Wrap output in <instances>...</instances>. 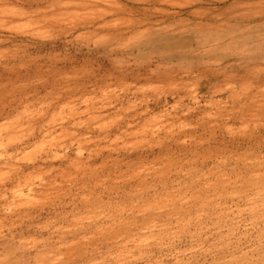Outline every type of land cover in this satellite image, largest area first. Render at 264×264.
Instances as JSON below:
<instances>
[{
	"label": "rangeland",
	"instance_id": "1",
	"mask_svg": "<svg viewBox=\"0 0 264 264\" xmlns=\"http://www.w3.org/2000/svg\"><path fill=\"white\" fill-rule=\"evenodd\" d=\"M32 5L0 0V264H264V0Z\"/></svg>",
	"mask_w": 264,
	"mask_h": 264
},
{
	"label": "bare ground",
	"instance_id": "2",
	"mask_svg": "<svg viewBox=\"0 0 264 264\" xmlns=\"http://www.w3.org/2000/svg\"><path fill=\"white\" fill-rule=\"evenodd\" d=\"M33 1H35V0H28V2H29V4H30V6L32 5V3H33ZM57 1V0H56ZM59 1V0H58ZM50 2H52V1H50ZM32 7H33V5H32ZM120 13V12H119ZM171 13V12H170ZM136 21V20H135ZM97 27V26H96ZM185 48H183V47H181V50H179V51H183ZM207 66H209V65H207ZM124 68V67H123ZM116 73H118V75L116 74ZM144 72H143V70H141V68L139 67L138 69H137V71H134V70H128V69H121V70H118V72H116V70H113V71H109V74L108 75H110V76H114L116 79H118L119 77H123V78H125V79H131V83H136V82H138V80H141L142 78H145V76H144V74H143ZM188 76H189V74H187ZM102 80L104 79V78H101ZM178 81V80H177ZM96 83H98V79L96 80V82H95V84ZM86 85V87H88V83H86L85 84ZM214 88V87H213ZM219 88V87H218ZM173 90V92L172 93H174V94H176V93H179L180 92V90H181V88L180 87H177V88H172ZM217 89V88H216ZM209 90V89H208ZM213 90V89H212ZM211 90V91H212ZM89 93V92H88ZM238 94V93H237ZM130 95V94H129ZM180 95V94H179ZM209 95V94H208ZM235 96V95H234ZM88 98V97H87ZM158 98V97H157ZM91 99V98H90ZM126 100V99H125ZM87 101V100H86ZM213 102V101H212ZM196 103H197V101H196ZM86 104H87V107H86V109H88V111L91 113L90 114V119H88L87 120V127L85 128V133L86 134H88V132L91 130L90 128H91V121L92 120H94L93 118H97V117H101V111H100V107H95L94 105V103L93 102H90L89 101V103H87L86 102ZM200 104V103H199ZM97 106V105H96ZM104 107V106H103ZM195 107V106H194ZM99 108V110L97 111L99 114L98 115H93V114H95V110L96 109H98ZM102 108V107H101ZM115 108H116V106H115ZM142 108H140V109H138V108H135L133 111L132 110H130V111H124L123 112V114H122V116L120 117V122L118 123V125L116 126V129L120 132V133H124V134H126L127 133V131H129L128 129H130L132 126H133V124H135V122L137 121V122H140V120H142L146 115H147V113L149 112V111H151V107L149 106V104L147 103V105H146V107L145 108H143V110H141ZM197 109V108H196ZM196 109H193V108H191V107H188V110H187V112H186V114H184V115H186L185 116V119L186 120H190V122H192V120H193V117L195 116V113H197L196 112ZM184 110V109H183ZM154 111V110H153ZM152 111V112H153ZM87 112V111H86ZM119 113L120 112H117V114L119 115ZM170 114H172V113H169V115ZM149 115V114H148ZM167 115V114H166ZM94 116V117H93ZM170 116H172V115H170ZM169 116V117H170ZM178 118V117H181V115H179V111H176V113H174V115H173V118ZM91 120V121H90ZM136 122V123H137ZM145 122V121H144ZM211 122V121H210ZM209 121H208V123H210ZM207 123V124H208ZM142 125V124H141ZM190 126V125H189ZM192 126V125H191ZM94 128V127H93ZM95 129V128H94ZM101 129V128H100ZM117 131V132H118ZM191 131H196V128L195 127H193V128H191ZM107 132H109V131H105V138H107L108 136H109V133H107ZM170 132V131H169ZM186 133V132H185ZM180 134V133H179ZM102 135V133L100 132V134H99V136H101ZM103 136V135H102ZM179 137H180V135H178ZM181 140V139H180ZM191 144V143H190ZM193 147V146H192ZM169 147H166L165 148V150L166 149H168ZM164 149H161V151H159V153H162L163 151H165ZM186 149H184V148H181L180 147V152H184ZM193 150V149H192ZM170 152V151H169ZM152 153H154V151H152ZM135 155V156H134ZM154 155V154H153ZM108 156H111L112 157V155L111 154H108ZM150 156V153H147V154H144V153H136V154H134V153H132V152H130V153H125V154H123V160H128V162H130V161H132V160H134V158L136 159V158H144V157H149ZM196 156V155H195ZM194 157V156H193ZM114 160V162H118V157H116L115 159H113ZM189 160V159H188ZM193 160V159H192Z\"/></svg>",
	"mask_w": 264,
	"mask_h": 264
}]
</instances>
